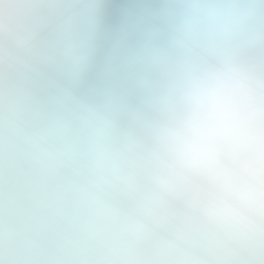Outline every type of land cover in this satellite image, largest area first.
<instances>
[{
    "label": "clouds",
    "instance_id": "obj_1",
    "mask_svg": "<svg viewBox=\"0 0 264 264\" xmlns=\"http://www.w3.org/2000/svg\"><path fill=\"white\" fill-rule=\"evenodd\" d=\"M0 264H264V0H0Z\"/></svg>",
    "mask_w": 264,
    "mask_h": 264
}]
</instances>
